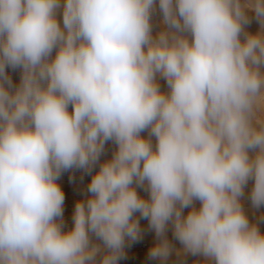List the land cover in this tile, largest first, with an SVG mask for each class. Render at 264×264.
Instances as JSON below:
<instances>
[{"label":"clouds","instance_id":"9594fccd","mask_svg":"<svg viewBox=\"0 0 264 264\" xmlns=\"http://www.w3.org/2000/svg\"><path fill=\"white\" fill-rule=\"evenodd\" d=\"M71 169L91 180L65 230ZM249 181L259 209L264 0H0V264H118L140 219L160 264H264Z\"/></svg>","mask_w":264,"mask_h":264},{"label":"rangeland","instance_id":"374dc122","mask_svg":"<svg viewBox=\"0 0 264 264\" xmlns=\"http://www.w3.org/2000/svg\"><path fill=\"white\" fill-rule=\"evenodd\" d=\"M251 15V14H250ZM161 16L159 12L154 14L153 23H154V31L159 30ZM257 24L256 19L253 17L251 23L247 26V31L255 33L259 31L260 27ZM9 74L12 76L14 83L19 82V70L13 72L11 69L8 70ZM159 83L161 85L162 91H167L166 82L163 79H159ZM142 135L147 136V133H142ZM114 150V145L108 143L106 145L105 154L101 156L100 162H104L107 159L111 158L112 151ZM99 165L93 169V173L98 171ZM91 174L86 173L84 170L79 169H71L65 171L60 176L57 181L60 185L61 189L65 195L64 201V222H65V230L70 229L73 226V213L75 204L78 200H83L87 195V185L90 183ZM252 187V182L249 181L248 185L245 188V194L241 198V202L245 213L248 215L249 220L251 222L257 223L260 231L264 233V206L256 209L252 206L250 201V191ZM140 195L147 198V193L143 189H138ZM197 207H199V202H197ZM188 209H185V214ZM137 218H139V213L136 214ZM140 225L142 229L141 238L138 241H128L126 240L125 248H124V256L122 259L118 261V264H160L159 260H150L148 253L150 248L154 245L157 238L153 230H151L148 226V221L146 219H140ZM168 239L173 244L174 248L180 249L182 245L179 241L175 240L171 227L167 232ZM181 259L186 261V264H193V261L200 260L202 258L193 257L188 255L186 257H177L175 252L169 257L166 264H181Z\"/></svg>","mask_w":264,"mask_h":264},{"label":"bare ground","instance_id":"6f19581e","mask_svg":"<svg viewBox=\"0 0 264 264\" xmlns=\"http://www.w3.org/2000/svg\"><path fill=\"white\" fill-rule=\"evenodd\" d=\"M257 24L259 25V23H258V22H257ZM258 27H260V25H259Z\"/></svg>","mask_w":264,"mask_h":264}]
</instances>
